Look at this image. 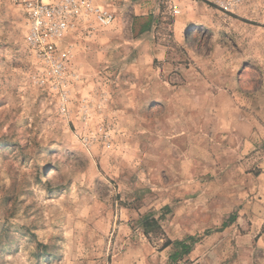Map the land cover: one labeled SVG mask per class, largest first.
<instances>
[{
    "label": "rangeland",
    "instance_id": "374dc122",
    "mask_svg": "<svg viewBox=\"0 0 264 264\" xmlns=\"http://www.w3.org/2000/svg\"><path fill=\"white\" fill-rule=\"evenodd\" d=\"M107 4L56 75L0 0V264H264V0Z\"/></svg>",
    "mask_w": 264,
    "mask_h": 264
},
{
    "label": "built area",
    "instance_id": "2783aa9c",
    "mask_svg": "<svg viewBox=\"0 0 264 264\" xmlns=\"http://www.w3.org/2000/svg\"><path fill=\"white\" fill-rule=\"evenodd\" d=\"M24 8L31 43L44 55L46 62L62 75L64 63L57 56L59 41L76 27L77 22L93 17L109 27L115 15L108 0H14Z\"/></svg>",
    "mask_w": 264,
    "mask_h": 264
},
{
    "label": "trees",
    "instance_id": "16d2710c",
    "mask_svg": "<svg viewBox=\"0 0 264 264\" xmlns=\"http://www.w3.org/2000/svg\"><path fill=\"white\" fill-rule=\"evenodd\" d=\"M143 223L146 229L145 233H148V234H149V229L151 227H155L157 230L162 229L159 221H157L156 219H150L146 217ZM195 242L196 241L194 240L193 237H188L186 239L176 240V241L166 239V243H165L166 247H169L172 245L175 247V251L170 255V264H175L181 259V257L189 254L192 251V245Z\"/></svg>",
    "mask_w": 264,
    "mask_h": 264
}]
</instances>
